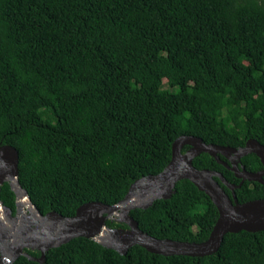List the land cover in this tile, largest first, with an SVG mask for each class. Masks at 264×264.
Listing matches in <instances>:
<instances>
[{
	"label": "trees",
	"instance_id": "trees-1",
	"mask_svg": "<svg viewBox=\"0 0 264 264\" xmlns=\"http://www.w3.org/2000/svg\"><path fill=\"white\" fill-rule=\"evenodd\" d=\"M180 135L264 145V0H0V145L18 151L19 182L40 212L118 202L167 165ZM192 163L240 181L207 152ZM240 163L262 167L255 153ZM174 190L130 215L156 238L207 239L216 205L189 179ZM235 194L264 198V184L246 180ZM0 198L15 210L8 182ZM11 264H264V229L229 232L205 256L137 244L121 254L80 236L42 262Z\"/></svg>",
	"mask_w": 264,
	"mask_h": 264
},
{
	"label": "water",
	"instance_id": "water-1",
	"mask_svg": "<svg viewBox=\"0 0 264 264\" xmlns=\"http://www.w3.org/2000/svg\"><path fill=\"white\" fill-rule=\"evenodd\" d=\"M186 145L188 148L183 152ZM201 152L213 156L241 181L257 179L264 183V145L256 139L249 138L243 146L235 148L206 143L195 135H180L172 142V155L167 165L156 174L134 180L118 202H85L71 216H63L54 210L43 214L19 182L18 151L8 144L0 145V188L4 182H8L15 193L16 206L14 214L0 198V264H11L20 255L42 262L50 248L80 236L89 237L121 254L137 244L149 252L162 255L205 256L215 253L229 232L263 230L264 198L239 202L235 188L241 185V181L234 184L220 171L193 166V159ZM248 153H255L259 157L262 170L250 172L238 166L241 157ZM222 154L231 162V166L220 158ZM181 179L192 181L218 209L217 220L208 238L200 242L153 237L142 231L130 215L132 209L147 208L157 199L169 198L175 191L176 182ZM221 184L230 190L231 195ZM107 220L125 223L127 227L109 226ZM25 248L38 250L40 255L33 256Z\"/></svg>",
	"mask_w": 264,
	"mask_h": 264
},
{
	"label": "flooded vegetation",
	"instance_id": "flooded-vegetation-1",
	"mask_svg": "<svg viewBox=\"0 0 264 264\" xmlns=\"http://www.w3.org/2000/svg\"><path fill=\"white\" fill-rule=\"evenodd\" d=\"M222 156H223L224 159H225V160H224V159H222V160L227 161L228 165L231 166V165H232L231 162L228 161V159L225 157V155L222 154ZM240 161H241V159H240ZM238 166H239V167H243V168H245V166H244L243 164H241L240 162L238 163ZM262 168H263V166H262L260 169L256 170V171L248 170V169H246V168H245V169H246L247 171H250V172H259L260 170H262ZM228 169H229V168H228ZM229 170H230V169H229ZM231 171H232V170H231ZM233 173H234V172H233ZM234 175H235V173H234ZM235 176H236V175H235ZM236 177H237V176H236ZM237 178H238V177H237ZM262 178H263L262 180H264V173H263V175H262ZM239 179H240V178H239ZM240 181H241V179H240ZM240 181H239V182H240ZM244 181H246V179L243 180V181H241V184H242ZM247 181H258V180L255 179V180H247ZM258 182H259V183H262V182H260V181H258ZM234 184H238V183H234ZM262 184H264V183H262ZM240 186H241V185H240ZM240 186H239V187H240ZM230 194H231V192H230ZM4 204H5V203H4ZM7 206H8V205H7ZM15 209H16V206H15ZM13 213L15 214L16 211L14 210Z\"/></svg>",
	"mask_w": 264,
	"mask_h": 264
},
{
	"label": "bare ground",
	"instance_id": "bare-ground-1",
	"mask_svg": "<svg viewBox=\"0 0 264 264\" xmlns=\"http://www.w3.org/2000/svg\"><path fill=\"white\" fill-rule=\"evenodd\" d=\"M167 182H168V180H167ZM22 204H23V203H22ZM23 207H24V206H23ZM20 208H21V207H20ZM6 240H7L8 243L11 242L10 239H8V238H7ZM23 249H24V248H23Z\"/></svg>",
	"mask_w": 264,
	"mask_h": 264
}]
</instances>
